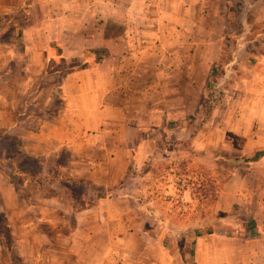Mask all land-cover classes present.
Here are the masks:
<instances>
[{"label": "rangeland", "instance_id": "rangeland-1", "mask_svg": "<svg viewBox=\"0 0 264 264\" xmlns=\"http://www.w3.org/2000/svg\"><path fill=\"white\" fill-rule=\"evenodd\" d=\"M6 2L12 10L0 12V186L10 176L35 203L29 218H37L41 207L48 218L42 223V261L36 264H86L88 243L121 250L120 257L108 256V264H134L139 256L154 260L163 254L164 263L196 264L197 232L217 230L248 242L256 240L248 239V227L253 219L264 225V156L257 161L248 159L264 150V0H155L152 23L157 51L175 58L159 66L173 69L175 74L149 78L155 83L150 95L174 110L158 116L160 125L134 130L128 124L145 105L143 88L138 85L127 100L122 119L127 126H112L113 132L92 138L96 147L104 149H95L91 143L84 146V154L98 164L95 174L88 173L86 160L71 162L70 148L44 159L50 169L63 167L59 181L54 172L42 174V158L30 155L22 138L32 139V145L39 148L37 133L42 122L59 120L58 114L68 103L62 92L64 77L84 63L85 57L75 62L73 57L63 59L58 42L47 50L49 32L33 28L40 14L30 13V0L23 4V0H2L0 6L6 7ZM163 8L164 13L158 11ZM24 27L29 50L23 40ZM77 46L68 48L69 53H77L81 47ZM220 57L222 72L216 76L214 88L208 89ZM183 69L185 76L180 72ZM182 104L187 106L185 110L179 108ZM231 134L244 140L241 146L234 144ZM77 165L92 181L72 172ZM100 182L108 188L97 189ZM225 192V202L234 201L228 212L217 206ZM51 194H57L59 200L48 202L46 196ZM117 195L139 200V211H133L139 219L134 216L127 222L131 234L121 239L103 234L87 238L80 230L77 237L68 236L74 227L67 211L71 204L81 208L100 196ZM127 203L111 210L123 213L125 209L130 214ZM18 214L12 231L20 234V221L27 215ZM57 223L64 224L59 227L61 233L55 229ZM7 224L0 212L4 257L12 264H23L17 237ZM120 224L101 225L112 228ZM88 225L91 222L85 218L81 227ZM143 228L158 234L159 241L142 235ZM256 247L264 248V238L256 241ZM71 248L78 254H71ZM28 260L27 264L32 263Z\"/></svg>", "mask_w": 264, "mask_h": 264}, {"label": "crops", "instance_id": "crops-1", "mask_svg": "<svg viewBox=\"0 0 264 264\" xmlns=\"http://www.w3.org/2000/svg\"><path fill=\"white\" fill-rule=\"evenodd\" d=\"M25 1L20 3L23 4ZM154 3L155 0H30V13L40 14V21H33V28L40 32H49L50 39L47 42L49 44L47 50L52 43L58 42L62 48V55L66 59L84 58L85 51L88 49L106 52L105 57L95 66L74 70L64 77L62 92L68 103L64 112L58 114L57 119L59 120L46 119L42 122L37 133L39 148L34 147L36 144L32 145V139L22 138L24 146L31 152L29 154L36 158H42V174L54 172L55 181L60 180L63 167L58 165L50 169L43 161L52 153H60L63 148H70L72 163L79 162L75 161L77 158L82 159L83 162L86 160L88 173L95 174L98 170L95 167L98 164L90 160L89 155L84 154V146H89L91 143L95 149H104L103 146L96 147L92 138L103 137L109 132H113L112 126H127L126 120L122 121V119L128 109L127 100L131 93H136V87L143 88L144 96L142 98L145 105L143 108L139 107L144 111L135 112L134 121L128 124L134 130H143L145 125H158L159 115L165 114L168 109L174 110V108L164 106L165 102H155L156 99L153 100L150 95V89L154 88L155 83L149 78L171 77V73L175 71L159 66L162 61L167 63L175 58L164 50L161 53L157 51V40L153 35L154 24L152 23ZM5 4L6 7L0 6L4 9H0V12L12 10V5L9 2ZM165 9L158 11L164 13ZM184 9L185 7L182 8V11ZM186 10H188L187 7ZM23 30V40L29 50L26 27ZM61 30H67L69 34L65 35ZM77 45L81 47L78 48ZM75 46L78 48L77 53H69L68 48L71 49ZM180 72L185 76L184 69ZM187 74L188 72H186ZM123 78L127 80L123 82ZM147 78L148 80L144 82V79ZM165 84L164 81L161 82L164 87ZM182 96L185 98V94ZM186 107L184 104L179 106L182 110H185ZM143 116L146 117L145 123L142 122ZM119 132L120 128L118 134ZM72 172H75L76 176L80 178L92 181L87 173H82L79 165L75 166ZM3 183V186H0V208H3L0 209V212L5 214L8 222L7 228L11 229L12 236L16 235L17 237V253L23 258V264H27V259H29L28 261L32 260V263L29 264H36V262L42 261V223L48 221V218L42 214V207L37 218L33 220L31 217L29 218L31 211L35 209V203H32L30 196L21 192L20 188L12 182L10 176ZM93 184L96 185V183ZM105 187L108 188L107 184L100 182L97 189L104 190ZM226 193L221 194L217 200V206L219 210L228 212L234 205V201L225 202ZM185 196H189V193L186 192ZM46 199L48 202L58 201L59 197L57 194H51L46 196ZM138 201L132 196L117 195L113 197L100 196L90 203L85 202L81 208H77L75 203L71 204L67 211L74 221V227L70 229L68 236L73 239L78 236L80 230L86 234L87 238H96L102 234L117 239H121L124 235L128 236L132 233V229L127 222L132 221L134 216L136 219L138 218L133 213V211H139L137 209ZM127 202L131 205L132 213H126L125 209L123 213L111 210L117 204H128ZM19 211L27 215L20 221V234L12 231L15 228L12 224L14 216L19 215ZM63 216L66 217V215ZM85 218L91 222V225L82 228L81 224ZM108 222H119L122 225L112 228L104 227V223ZM57 224V228L53 224L52 226L61 233L62 230L59 227L63 228L64 224ZM259 227L260 237L251 242L217 230L212 234L197 236L196 264H264V248L256 247V241L264 238V225L259 223ZM146 231L143 228L139 232L159 241L158 234ZM3 250V242L0 240V264H12L13 262L9 258L4 257ZM86 250L89 253V261H86V264H108V256L117 255L120 257L121 253V250L118 249L93 247L89 243ZM70 251L71 254H78L72 248ZM164 258L165 254L160 259L154 260H146L139 256L134 258V264H174L173 260L164 263ZM119 263L125 264L123 261Z\"/></svg>", "mask_w": 264, "mask_h": 264}, {"label": "trees", "instance_id": "trees-1", "mask_svg": "<svg viewBox=\"0 0 264 264\" xmlns=\"http://www.w3.org/2000/svg\"><path fill=\"white\" fill-rule=\"evenodd\" d=\"M52 48V47H50ZM62 52V51H61ZM62 55V54H61ZM106 55V52L102 51V50H95V49H88L85 51V58H84V63H81L80 66L76 67L73 69L74 70H81V69H88L91 68L92 66H95L97 63H99ZM62 58L67 60L63 55ZM74 62L77 61V58L73 59ZM222 63L221 57L217 60V62L215 63L216 65L214 66L213 70H212V74L210 77V81L207 84V88H214L215 86V80L217 79V75L222 72V70L218 67L219 64ZM231 136L233 137L234 140V144L236 146H241L243 143V139L235 134H231ZM264 156V150L263 151H258L254 154V156L252 158H249L248 160H259L261 157ZM214 233L213 230H210L207 232V234H212ZM261 234V230L259 225L257 224V222L253 219L248 227V239H257L259 237V235ZM203 234L201 232H197V236H202Z\"/></svg>", "mask_w": 264, "mask_h": 264}]
</instances>
